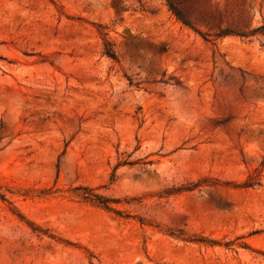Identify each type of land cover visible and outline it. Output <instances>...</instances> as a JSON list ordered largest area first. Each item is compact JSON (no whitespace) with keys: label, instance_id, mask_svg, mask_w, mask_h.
<instances>
[{"label":"rangeland","instance_id":"rangeland-1","mask_svg":"<svg viewBox=\"0 0 264 264\" xmlns=\"http://www.w3.org/2000/svg\"><path fill=\"white\" fill-rule=\"evenodd\" d=\"M0 264H264V0H0Z\"/></svg>","mask_w":264,"mask_h":264},{"label":"trees","instance_id":"trees-1","mask_svg":"<svg viewBox=\"0 0 264 264\" xmlns=\"http://www.w3.org/2000/svg\"><path fill=\"white\" fill-rule=\"evenodd\" d=\"M179 18H182L180 14H178ZM184 20V19H183ZM186 24H189L188 21L184 20ZM100 204H102L104 207L109 208V199H99Z\"/></svg>","mask_w":264,"mask_h":264}]
</instances>
